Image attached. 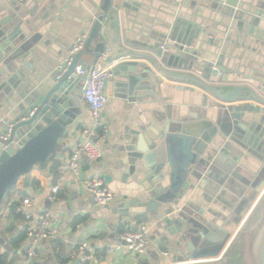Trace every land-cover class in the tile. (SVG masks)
<instances>
[{
	"label": "crops",
	"instance_id": "0c3cea01",
	"mask_svg": "<svg viewBox=\"0 0 264 264\" xmlns=\"http://www.w3.org/2000/svg\"><path fill=\"white\" fill-rule=\"evenodd\" d=\"M26 1L27 6H21L18 2L21 10L27 14L25 22L32 18L34 23L36 22L34 26L37 27L34 29L41 31L42 37L37 36V43L32 44L35 51L31 50L28 56L29 59L32 57V60L28 61L30 68L23 62L19 67H14V72L20 68L23 75L14 80L15 86H12L11 93L15 92L16 88L22 91L30 88L33 91L35 86L53 84L55 69L61 65L65 66L70 47L79 35L88 33L90 20L99 12L103 2ZM228 1L185 0L179 4L176 0H113V3L120 7L123 35L129 29L133 35L150 31L151 36L157 37L166 32V24L174 26L181 20L185 24H181L179 40L191 42L190 46L185 44L187 48L193 47L200 29L199 40H203L202 44L206 41L212 52L215 49L209 39L211 36L216 37L215 47L219 41L222 48L226 46L227 50L223 53L224 70L220 69L219 74L212 76L211 80L222 84L225 77V84L228 86L249 84L263 93L264 0H243L237 7ZM16 2L0 0V13L8 12V7ZM234 12L239 18L233 16ZM208 28L214 32L209 37L205 35L209 31ZM226 28H229L228 33L225 32ZM228 37L231 39L228 40ZM204 55L208 56L207 53L201 52L198 57ZM133 60L135 59H131ZM119 62L120 60L114 64ZM192 63L193 60H190V64ZM175 70L200 74L194 66L191 71L178 68ZM162 78V83L153 85L151 90H143L141 101L137 98L131 100L135 94L129 89L124 91L122 82L117 81V77L108 81L109 100L103 110V122L107 127L102 145L103 155L98 160L84 158L82 174L74 176L68 173L67 180L53 199L52 187L58 183L60 174L68 171V161L74 147L85 137L84 130L93 127L90 109L83 96L84 85L81 86L80 114H77L75 129H67L65 136L59 140L64 143L63 157L52 160L45 171L34 168L29 184L22 178L17 185V191L7 197L0 213V264L24 262L27 241L23 229L24 217L12 212L13 207L19 205L22 193L33 200L35 211H49L52 224L60 230V234L55 238L43 241L42 252L36 264H154L157 258H163L167 251L171 252V260L167 264H182L172 260L174 246L168 242L163 223L151 218L149 214L133 216L122 212L126 200H133L144 190L142 184L134 180H123V172L126 168L124 160L127 158L128 144L134 142L131 131H143V128L149 127L148 121L158 128L168 121L172 129H180L183 126L189 132L198 130L202 135L205 134L210 143L213 140L221 142V150H225L221 161L217 166L210 162L211 166H207L206 171L200 173V179L194 182V186L177 208L186 209L201 220L205 218L210 222L216 219L223 221L228 213L223 207L239 196L245 188V181L252 180L263 164L254 156H249L239 144L225 137L224 124L230 119L228 106L243 102L259 103L250 99L226 103L188 81H174L165 76ZM7 97L10 95L7 94ZM1 103L4 106L6 102L4 100ZM4 116L10 115L0 113V120ZM221 150L218 151L219 154ZM227 169L230 170L229 173L226 172ZM106 176H111L110 182L106 181ZM91 178H102L114 192L115 198L109 204L95 203L85 187V181ZM189 201L193 202V208L186 205ZM142 224L150 228V243L143 254L133 248L107 253V247L118 242L120 232L126 228H138ZM84 243L92 248V258L85 263H76V251Z\"/></svg>",
	"mask_w": 264,
	"mask_h": 264
},
{
	"label": "water",
	"instance_id": "95a60500",
	"mask_svg": "<svg viewBox=\"0 0 264 264\" xmlns=\"http://www.w3.org/2000/svg\"><path fill=\"white\" fill-rule=\"evenodd\" d=\"M15 1L8 7V12L0 13V113L10 115L0 120V213L9 191L22 178L29 184L34 168L45 171L52 160L63 157L64 143L59 140L65 136L67 129H75L76 117L80 114V89L84 81L75 76L76 67L82 63V67L89 72L98 58L108 51L100 67L111 66L115 74L111 80L117 77L124 91L131 90L135 94L131 100L137 98L141 101L143 90H151L153 85L162 83V76H165L174 81H188L226 103L250 99L260 104L243 102L228 106L230 119L224 124L225 137L263 164L252 180L245 181V188L239 196L223 207L228 213L222 223L217 219L212 222L205 218L201 220L192 212L177 208L194 182L200 179V173L206 171L211 163L217 166L221 161V155L225 154V150H221V142L213 140L210 143L205 134L198 130L189 132L183 126L172 129L168 121L159 128L148 121L149 129L131 131L134 142L128 144L123 180H134L142 184L144 190L133 200H126L122 212L133 216L149 214L163 223L168 242L174 246V262L228 264L233 247L248 244L255 264H264V89L262 93L249 84L228 86L225 77V85L211 80L220 69L224 70L226 46L222 48L218 41L215 47L216 37L211 36L209 42L215 49L212 52L206 41L202 44L203 40H199L200 29L193 47H185L191 42L179 40L184 23L181 20L174 26L166 24V32L157 37L151 36L150 31L134 36L129 29L123 35L120 7L114 6L113 0H103L99 12L90 20L84 49L65 71L55 69L53 84L35 86L33 91L16 88L17 93H11L14 80L23 75L20 68L14 72V67L23 62L30 68L28 61L32 57L29 59L28 56L31 50L35 51L32 44L37 43V36L42 37L41 31L34 29L36 22L32 18L25 22L27 14L18 2L27 6V1ZM228 3L237 7L243 0H229ZM213 33L209 29L205 35L209 37ZM201 52L208 56L198 57ZM119 60L118 64H114ZM190 60H193L192 64ZM193 66L200 74L175 70L191 71ZM4 100L7 106L2 105ZM7 122L12 124L10 131ZM103 144L101 140L98 142L101 149ZM229 171L227 169L226 172ZM105 179L110 182L112 178L106 176ZM186 205L194 207L190 201ZM170 253L167 251L154 264H167L171 260ZM236 259L238 257L232 262ZM78 261L79 257L75 262Z\"/></svg>",
	"mask_w": 264,
	"mask_h": 264
},
{
	"label": "built area",
	"instance_id": "2783aa9c",
	"mask_svg": "<svg viewBox=\"0 0 264 264\" xmlns=\"http://www.w3.org/2000/svg\"><path fill=\"white\" fill-rule=\"evenodd\" d=\"M182 4L185 0H176ZM116 6V4H114ZM88 33H82L77 37L69 49L68 56L65 60V66H60L63 72L72 63L75 56L80 53L85 46ZM106 51L102 57L98 58L92 70L86 71L79 64L74 72L75 76L84 81L83 96L87 102L93 119V127L84 130L85 137L74 147L68 161L66 173L59 176L58 183L52 187V198L61 189L62 184L67 180L68 173L74 176L82 174V160H98L103 155V150L97 141H103L106 138L107 127L103 122V110L106 107L109 94L107 92L108 81L115 77L111 68L100 67L102 59L107 55ZM85 74H87L86 77ZM8 130H11L12 124L7 122ZM85 187L90 192L95 203L99 205L109 204L114 198V192L109 188L102 178H91L85 181ZM19 205L16 208L17 213H21L23 219V229L26 233L27 241L25 246V257L23 264H35L37 258L42 252L43 241L51 240L60 234L57 226L52 224L51 213L49 211H35L33 200L26 196L19 199ZM150 243V228L146 224L138 228H126L118 235V242L110 244L107 253H116L124 248H133L140 254H143ZM80 261L85 263L92 258V248L84 243L76 251Z\"/></svg>",
	"mask_w": 264,
	"mask_h": 264
},
{
	"label": "rangeland",
	"instance_id": "374dc122",
	"mask_svg": "<svg viewBox=\"0 0 264 264\" xmlns=\"http://www.w3.org/2000/svg\"><path fill=\"white\" fill-rule=\"evenodd\" d=\"M230 262L228 264H255L250 251H249V245H242V247H239L238 245H235L233 249L230 251ZM235 257H238V259L234 260Z\"/></svg>",
	"mask_w": 264,
	"mask_h": 264
},
{
	"label": "trees",
	"instance_id": "16d2710c",
	"mask_svg": "<svg viewBox=\"0 0 264 264\" xmlns=\"http://www.w3.org/2000/svg\"><path fill=\"white\" fill-rule=\"evenodd\" d=\"M15 191H17V186H15L14 188H12L10 191H9V193H8V197L12 194V193H14ZM22 197L21 198H23V197H26L27 195L26 194H24V193H22ZM18 206V205H17ZM16 208L17 207H13V209H12V212L13 213H15V214H17V215H19V216H22L23 217V215L21 214V213H17L16 212ZM2 255L0 254V257H1ZM36 264V263H35Z\"/></svg>",
	"mask_w": 264,
	"mask_h": 264
}]
</instances>
